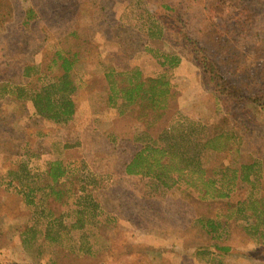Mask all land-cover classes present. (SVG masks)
<instances>
[{"label": "rangeland", "instance_id": "rangeland-1", "mask_svg": "<svg viewBox=\"0 0 264 264\" xmlns=\"http://www.w3.org/2000/svg\"><path fill=\"white\" fill-rule=\"evenodd\" d=\"M218 1L233 3V15L240 9L253 15L264 43L260 0H0V81L35 84L36 76L22 77L23 65L52 78L59 71L52 62L57 53L76 55L71 71L75 114L68 123L42 119L28 101L0 100V264H264V255L254 258L264 248L246 234L245 220L234 216L224 227L227 203L242 201L247 192L264 198V117L235 110L227 119L214 112L213 93L194 47H204L201 29L209 5ZM161 6L182 20L184 30L151 40L139 23ZM26 11L33 18L23 26ZM228 15L212 20L226 27L234 23ZM163 54L179 58L165 72L166 95L150 94L131 105L113 99L110 82L121 83L109 73L157 77L165 71L157 64ZM203 54L209 55L207 50ZM239 64L236 76L244 83L248 73L262 70L264 60H250L240 49ZM251 78L255 81L258 74ZM224 117L241 136L240 152H217V143H211L201 154L202 166L208 172L227 166L255 169L247 181L240 170L230 200H200L184 182L187 176L166 190L152 177L124 173L141 146L175 141L194 154L195 124L220 127ZM54 161L66 169L56 184L46 174ZM28 189L33 193L26 199ZM183 201L186 208L180 212ZM144 203L157 212L152 220L142 216ZM194 210L196 222L212 217L218 231L204 233L195 221L189 228ZM142 217L159 225H150L148 232ZM180 240L186 247L176 246ZM214 243L229 245L230 252L210 253ZM196 247L198 255H176Z\"/></svg>", "mask_w": 264, "mask_h": 264}, {"label": "trees", "instance_id": "trees-1", "mask_svg": "<svg viewBox=\"0 0 264 264\" xmlns=\"http://www.w3.org/2000/svg\"><path fill=\"white\" fill-rule=\"evenodd\" d=\"M260 1L264 2V0ZM145 4L149 5L150 2L146 1ZM235 8L233 3L225 5V2L220 1L209 5L210 15L206 18L201 29L204 47L201 49L194 47V50L200 54H197L196 62L213 93L216 114L230 119L232 112L242 110L264 117V65L259 73H248L250 77L244 83L236 76L240 68V49L245 51L250 60L261 61L264 60V43L254 30L253 15L244 12L243 9L238 10L237 13L235 11L236 15H233L229 10ZM226 13L233 16L228 15L231 20H234L231 25L221 27L219 23L212 20L213 18L225 19ZM145 14L140 23L138 21L139 29L151 40L164 38L169 32L181 34L184 30L182 20L176 14L173 15L166 6H161L158 13L154 14L150 10V13ZM237 15L239 17H236ZM23 17V26H27L33 18L31 11H26ZM205 50L209 55L203 54ZM155 52L157 51H151L153 57ZM75 57V54L67 58L57 53L52 62L54 65L58 64L59 71L52 78H48L35 66L23 65L22 77L29 79L36 76L37 82L29 83V86H22L1 80L0 100L14 97L17 100L28 101L32 104L35 113L42 119L57 125L68 123L75 114L72 96L76 91V85L71 76ZM157 64L165 70L157 77L142 78L137 71H130L133 76H129L130 72L109 73L108 78L111 76V79L121 83L116 87L115 82H110V90L115 93L113 99H121L131 105L146 100L150 94H152L151 96L156 93L161 96L166 95L170 83L165 72L167 68L176 67L179 64V58L173 54H163L157 58ZM224 72H228V75ZM256 74H258V79L254 81L251 76L255 77ZM42 75L44 77L40 79ZM127 80L128 84L126 85L124 83ZM252 87L257 88L253 90ZM225 117L222 119L223 124L220 127L201 122L195 124L198 129L197 135L193 136L191 140L196 148L194 154L188 155L185 146L175 141L164 142V145L161 144L159 147L141 146L129 159L124 173L128 176L152 177L166 190L172 189L187 176L188 179H185L184 182L197 192L200 200H211V204L215 200H230L235 184L240 178V170L244 173L242 180L247 181L248 176L252 175L255 169L249 166L238 170L227 166L220 167L217 171L208 172L202 166L201 154L204 150L209 149L211 143H217L216 147L213 146L214 149L219 148L215 150L217 152L235 154L240 152L241 136L235 130L232 121L229 122L230 126L228 125ZM46 174L51 182L56 184L64 177L66 169L60 161L50 162ZM32 193L28 189L25 198H30ZM234 216L236 221L240 218L246 221L245 228H247H244L246 234L256 239L260 245L259 248H264V198H258L247 192L242 201L227 203L225 220L223 219L224 227H227L228 221H233ZM250 219L253 221L250 222ZM228 246L214 243L210 253L228 254L230 252ZM263 255L259 251V254L254 258H261Z\"/></svg>", "mask_w": 264, "mask_h": 264}, {"label": "crops", "instance_id": "crops-1", "mask_svg": "<svg viewBox=\"0 0 264 264\" xmlns=\"http://www.w3.org/2000/svg\"><path fill=\"white\" fill-rule=\"evenodd\" d=\"M186 204H187V202H184V201L183 202H180V212H183L185 210ZM143 207L146 208V212L143 213V211H142V216H144V215L149 216L148 218H150L152 220V217L157 212L154 211V210H149L148 205H146L145 203H144V206ZM198 218L199 217L196 214V210H194V212L192 214H190L189 228H192V226H190V225L193 224V221L196 222V220ZM211 218L212 217H209V218H206L205 217L204 219L202 218L203 220H201L199 222L197 221L196 223H199L198 230H202L204 233H207V234H211L212 231H216V230L218 231L219 227H217V225H216L217 223H213ZM151 222L149 223L148 221H146L143 218V223H144V225H146L145 226L146 227V231H148V232L153 229L150 225H159L157 223H151ZM220 229H221L220 231H222L223 227L220 226ZM176 243H177L176 246L178 248H179V246H180V248H182L183 241L180 240V243H179V241H177ZM183 247H186V246H183ZM197 249H198V247H196L194 250L191 248V249H189V251L187 253L176 252V255H184V254H188V255H198V253H197L198 250Z\"/></svg>", "mask_w": 264, "mask_h": 264}]
</instances>
